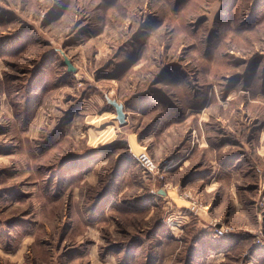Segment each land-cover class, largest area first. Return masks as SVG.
<instances>
[{
    "label": "rangeland",
    "instance_id": "obj_1",
    "mask_svg": "<svg viewBox=\"0 0 264 264\" xmlns=\"http://www.w3.org/2000/svg\"><path fill=\"white\" fill-rule=\"evenodd\" d=\"M261 138L264 0H0V264H121L99 248L158 224L167 240L164 206L187 205L183 193L212 210L226 196L188 181L215 160L249 162L240 142L263 153ZM139 150L162 177L143 171ZM238 192L264 215L263 192ZM247 216L220 225L255 232ZM252 240L263 245V225Z\"/></svg>",
    "mask_w": 264,
    "mask_h": 264
},
{
    "label": "crops",
    "instance_id": "obj_2",
    "mask_svg": "<svg viewBox=\"0 0 264 264\" xmlns=\"http://www.w3.org/2000/svg\"><path fill=\"white\" fill-rule=\"evenodd\" d=\"M262 140L264 138H261L260 142ZM240 144L244 148V153L248 155L249 162L240 164L239 157L231 159V162L227 159L212 161L211 164L215 166H212L210 173L201 174L186 184V187L204 185L209 196L218 193L225 195L226 197L215 203L212 210L196 211L192 214L187 211L186 205L179 202L168 204L170 203L168 200L167 204L163 205L164 208L167 206L170 209L168 215L176 222V226H168L169 237L167 240L163 239L158 247L156 264L161 263L162 250L165 249L168 242H180L179 244L182 245L176 249L172 264H264V242L262 246H258L252 240L254 233H257L262 225L264 226V215L257 210L256 204H243L238 192L239 186L244 185L249 192L253 190L264 193V152L262 153V149H257L252 154L246 147V145H251L250 142L247 141L244 144L240 142ZM247 165L250 166L249 170ZM237 167L241 169H237ZM169 190L162 189L157 192L163 199H168L172 198L168 195L171 193ZM159 192H164V194ZM245 192L246 190L243 191V193ZM229 198L231 204L226 205L225 202ZM247 213L258 219L260 226L255 232L250 229V231H240L223 238L214 237L212 232L214 225L221 226L220 224H225L227 221L234 224L240 223V215L248 219ZM163 222L165 223V219ZM189 238L191 240L195 238V241L189 244L187 243ZM183 250L184 254H182ZM183 256L184 260L181 261L180 258Z\"/></svg>",
    "mask_w": 264,
    "mask_h": 264
},
{
    "label": "trees",
    "instance_id": "obj_3",
    "mask_svg": "<svg viewBox=\"0 0 264 264\" xmlns=\"http://www.w3.org/2000/svg\"><path fill=\"white\" fill-rule=\"evenodd\" d=\"M64 66V65H63ZM52 66H49L48 72L50 73ZM39 86V84H38ZM107 197L102 198L99 202H97L98 204H92L90 210H91V218L88 219L87 221V225H93V224H98L97 219V211L104 209V205L105 204H101L104 201L106 202ZM104 202V203H105ZM160 230V225L158 224V226L154 227V229L152 230V232H148L147 234H145V238L141 237V238H136V239H132V241L130 242V244H127L126 247L122 248L120 246L117 245H110V246H105V247H100L99 248V256L104 257L108 254H112V253H121L119 256L120 258H118V260L120 261L121 264H129L131 262V255L133 252L137 251V261L139 259V263L138 264H156L157 263V250L158 247L160 246L162 240L159 238V240H157L156 238H158V232ZM195 238H189V241H187V243H191ZM154 242V243H153ZM139 251V252H138ZM144 254V255H143ZM140 258H142V260H140ZM181 261L184 260V256L180 258Z\"/></svg>",
    "mask_w": 264,
    "mask_h": 264
},
{
    "label": "built area",
    "instance_id": "obj_4",
    "mask_svg": "<svg viewBox=\"0 0 264 264\" xmlns=\"http://www.w3.org/2000/svg\"><path fill=\"white\" fill-rule=\"evenodd\" d=\"M135 159L138 165L143 169L145 173L150 174L153 177H155V175H159V169L157 167V164H155V162L149 157L145 150L137 151V153L135 154ZM159 177L162 176L159 175ZM179 198L187 204L186 208L191 213H195L199 209H204L203 206L199 204L196 199L191 198V196L186 193L181 194ZM165 223L169 227L176 226V222L173 220V218H171L170 215L167 216ZM212 232L214 237L223 238L232 233V228L229 226L223 227L214 225Z\"/></svg>",
    "mask_w": 264,
    "mask_h": 264
},
{
    "label": "water",
    "instance_id": "obj_5",
    "mask_svg": "<svg viewBox=\"0 0 264 264\" xmlns=\"http://www.w3.org/2000/svg\"><path fill=\"white\" fill-rule=\"evenodd\" d=\"M62 58H63V64L65 65L67 72L71 73L74 72V68L72 66V64L70 63L69 59L67 58V56L60 50L59 51ZM107 103L110 104L116 113V120L118 121L119 124H124L125 122V114L123 112V105L119 102H117L114 99H110L108 97H106ZM160 194H164V192H159Z\"/></svg>",
    "mask_w": 264,
    "mask_h": 264
}]
</instances>
